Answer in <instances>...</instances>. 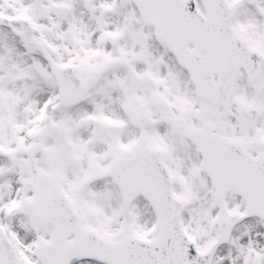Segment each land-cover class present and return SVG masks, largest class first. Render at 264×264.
I'll list each match as a JSON object with an SVG mask.
<instances>
[{"label":"snow or ice","instance_id":"snow-or-ice-1","mask_svg":"<svg viewBox=\"0 0 264 264\" xmlns=\"http://www.w3.org/2000/svg\"><path fill=\"white\" fill-rule=\"evenodd\" d=\"M0 264H264V0H0Z\"/></svg>","mask_w":264,"mask_h":264}]
</instances>
